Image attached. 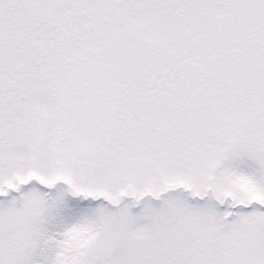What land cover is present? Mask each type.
Here are the masks:
<instances>
[{"label":"snow or ice","instance_id":"obj_1","mask_svg":"<svg viewBox=\"0 0 264 264\" xmlns=\"http://www.w3.org/2000/svg\"><path fill=\"white\" fill-rule=\"evenodd\" d=\"M0 264H264V0H0Z\"/></svg>","mask_w":264,"mask_h":264}]
</instances>
